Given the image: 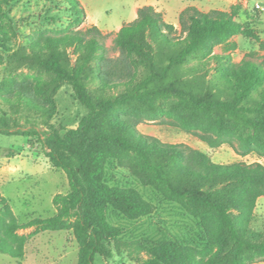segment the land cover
Here are the masks:
<instances>
[{
    "label": "trees",
    "instance_id": "16d2710c",
    "mask_svg": "<svg viewBox=\"0 0 264 264\" xmlns=\"http://www.w3.org/2000/svg\"><path fill=\"white\" fill-rule=\"evenodd\" d=\"M64 2L77 23L85 19L78 0ZM178 23L180 30L152 6L138 9L137 18L112 38L118 53L113 59L108 34L95 26L41 39L26 36L23 44L10 46L0 20V53L5 56L0 134L30 143L37 138L50 165L66 175L69 192L52 199L56 215L33 225L71 228L78 264L112 256L111 246L122 230L109 221L110 210L129 219L153 211L135 189L106 181L107 165L124 161L142 185L197 221L203 247L165 239L135 264L264 262V233L250 226L257 200L264 196V166L217 165L185 144L162 145L137 130L141 123L160 119L193 131L210 148L235 138L239 149L264 153V68L214 53L236 35L258 42L259 36L219 10L188 7ZM64 85L87 110L75 129L52 122L54 99ZM2 247L17 255L12 247Z\"/></svg>",
    "mask_w": 264,
    "mask_h": 264
},
{
    "label": "rangeland",
    "instance_id": "374dc122",
    "mask_svg": "<svg viewBox=\"0 0 264 264\" xmlns=\"http://www.w3.org/2000/svg\"><path fill=\"white\" fill-rule=\"evenodd\" d=\"M256 5L260 8L256 9ZM200 10L227 11L233 14L234 21L252 28L259 36L258 42L236 35L235 41L231 39L216 46L215 54L230 55L236 63L250 61L264 66V0H220L217 4H205ZM0 20L12 39L10 46L23 44L26 36L41 39L88 28L84 20L76 22L74 10L64 0H0ZM164 20L170 22L171 17ZM176 24L180 30L178 21ZM104 34H108V56L115 59L118 53L112 49L111 40L116 33ZM4 59L0 53V80L4 75ZM54 100L56 114L52 122L56 126L75 129L87 114L68 85L58 91ZM142 124L150 126L149 132L144 130L146 136L162 145L185 144L200 151L192 147V142L199 140L193 131L170 126L160 119ZM153 126H158L157 132L152 131ZM255 150L245 152L239 149L238 140L229 138L204 154L217 165H248L264 160V153ZM105 177L110 185L138 191L152 204L153 211L138 219H129L110 210L109 221L120 227L122 234L111 246L112 256L108 259L97 256L95 264H135L165 239H179L198 250L203 249L197 221L178 204L166 201L157 191L142 185L132 173L128 161L122 165L109 163ZM68 192L66 175L50 165L37 138L30 143L25 137L0 134V197L7 204L3 205L0 200V264H78L79 246L71 228L40 230L33 225L34 220L55 216L53 197ZM255 209L250 226L264 233V216ZM2 245L12 247L17 255L5 253Z\"/></svg>",
    "mask_w": 264,
    "mask_h": 264
},
{
    "label": "crops",
    "instance_id": "0c3cea01",
    "mask_svg": "<svg viewBox=\"0 0 264 264\" xmlns=\"http://www.w3.org/2000/svg\"><path fill=\"white\" fill-rule=\"evenodd\" d=\"M85 12L84 23L88 26H95L104 33H118L126 24L131 23L137 18L138 9L144 6H152L157 12L162 13L164 19L171 17L169 24L176 27L180 13L187 7H196L201 9L205 4H217L220 0H78ZM201 11V10H200ZM223 11V10H219ZM208 12V11H207ZM205 12V13H207ZM227 12V11H224ZM264 32V31H262ZM237 37V36H236ZM235 36L232 39L235 41ZM262 53V52H261ZM264 53V52H263ZM264 67L263 65H261ZM148 125L139 124L137 130L146 135L144 130H149ZM153 132H157L158 126ZM192 147L203 153L210 148L206 143L200 140H194ZM255 162V161H254ZM257 162L264 166V160L259 159ZM253 163V162H251ZM250 163V164H251ZM5 171V168H3ZM256 211L264 216V196L260 197L256 203ZM253 264H264V262H256Z\"/></svg>",
    "mask_w": 264,
    "mask_h": 264
},
{
    "label": "built area",
    "instance_id": "2783aa9c",
    "mask_svg": "<svg viewBox=\"0 0 264 264\" xmlns=\"http://www.w3.org/2000/svg\"><path fill=\"white\" fill-rule=\"evenodd\" d=\"M255 7H256V9H259L260 8L259 5H256Z\"/></svg>",
    "mask_w": 264,
    "mask_h": 264
}]
</instances>
